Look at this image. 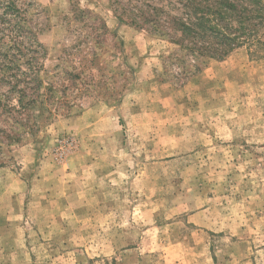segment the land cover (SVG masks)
<instances>
[{"label": "rangeland", "instance_id": "obj_1", "mask_svg": "<svg viewBox=\"0 0 264 264\" xmlns=\"http://www.w3.org/2000/svg\"><path fill=\"white\" fill-rule=\"evenodd\" d=\"M17 2L50 71L86 36L78 3L117 33L103 71H133L118 99L75 105L5 152L0 264H264V50L176 86L174 46L119 25L111 0Z\"/></svg>", "mask_w": 264, "mask_h": 264}, {"label": "trees", "instance_id": "obj_2", "mask_svg": "<svg viewBox=\"0 0 264 264\" xmlns=\"http://www.w3.org/2000/svg\"><path fill=\"white\" fill-rule=\"evenodd\" d=\"M111 2L119 25L174 46L163 66L165 79L176 86L200 74L209 60H224L240 47L264 50V0ZM70 11L75 22L83 23L86 36L66 47L65 58L52 72L43 63L47 49L17 0H0V166L6 163V151L34 138L58 115L101 98L118 99L124 91L126 85L118 87L117 77L127 78L133 68L120 62L119 73L103 71L100 63L107 37L117 33L90 7L78 3Z\"/></svg>", "mask_w": 264, "mask_h": 264}]
</instances>
